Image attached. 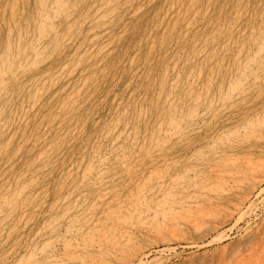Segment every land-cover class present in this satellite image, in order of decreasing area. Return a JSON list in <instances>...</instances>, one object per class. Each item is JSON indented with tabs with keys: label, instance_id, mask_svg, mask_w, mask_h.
Listing matches in <instances>:
<instances>
[{
	"label": "rangeland",
	"instance_id": "1",
	"mask_svg": "<svg viewBox=\"0 0 264 264\" xmlns=\"http://www.w3.org/2000/svg\"><path fill=\"white\" fill-rule=\"evenodd\" d=\"M61 1L48 9L52 0H0V264L63 260L67 217L112 212L135 190L128 176L156 168L179 182L180 241L166 248L156 233L134 228L131 245L146 256L131 264H264V195L255 196L264 176L249 183L264 173V140L242 127L259 124L264 136V78L242 81L229 57L252 26L263 30L264 0H111L104 17L102 0ZM168 94L177 99L171 113ZM231 153L259 165L226 172L233 186L218 192L210 177ZM99 177L110 191L104 202ZM248 196L254 211L236 224L230 209ZM124 255L87 264H126Z\"/></svg>",
	"mask_w": 264,
	"mask_h": 264
},
{
	"label": "bare ground",
	"instance_id": "2",
	"mask_svg": "<svg viewBox=\"0 0 264 264\" xmlns=\"http://www.w3.org/2000/svg\"><path fill=\"white\" fill-rule=\"evenodd\" d=\"M116 1H119V0H116ZM120 1H122V0H120ZM99 3H100L99 4L100 9L105 7L104 11H102L103 12L102 15H100L101 17H104L105 14H108L107 12H111L112 10H114V9H112V6L111 5H114L115 6V4H112L111 3V0H110V2L109 1L106 2V1H103L102 0ZM51 4L52 5L48 9H52L54 7L55 8H59V6L62 4V1L61 0H52V3ZM167 7H168V5H167ZM40 10H38V11H40L38 13V17L40 19H42V20H47V18H49L48 17V14H47V10H45V9H40ZM206 11L208 12V10H206ZM55 12H56V10H55ZM15 14H16L15 13V8L12 6L11 9H10V15H15ZM253 15H255V14H253ZM93 17H94V15H93ZM262 24H263V28H262L263 30L260 31L259 30L260 28L257 29L254 26H252L254 28L251 27L250 30H248V32H249V34H248V43H246V44L243 43L242 45L241 44L240 45H237V48L235 49V51L232 52V54L229 53V57L232 58V61H234V64L236 66L237 76H239V79H241L242 81H246V79L248 78V74H251V75H253V79H252L253 81L252 82H254V84H256V82H261L263 80L262 78H264V15H263V18H262ZM227 31L230 32V34H231L230 29H227ZM239 34H241V33H239ZM233 37L234 36L231 35V38H233ZM241 37H242V34H241ZM184 42H186V41H184ZM36 48H37V44L36 43H31L30 44V47H29V50L35 52L36 51ZM15 49H16V47H15ZM202 51H204V50H202ZM61 52H63V51H61ZM180 59H181V56H180ZM78 62H80V61H78ZM179 66H181V65H179ZM227 66H228V63H227ZM223 67H224V65H223ZM194 71H196V70H194ZM191 72H192V70H191ZM69 74H70V72H69ZM229 74H231V73H229ZM6 79L9 80V81H14L16 79V77L12 73L10 75L9 79H8V77ZM2 82H4V81H3V78L0 76V84ZM235 82L236 81L234 80L233 83H235ZM230 85H232V83H230ZM159 86H161V84ZM234 86H237L236 83H235ZM228 87H229V85H228ZM181 92H182V90H181ZM70 94L72 95V93H70ZM156 95H158V94H156ZM197 96H198V94H197ZM206 99H208V98H206ZM204 101H205V99H204ZM166 102L168 103V112L169 113L172 112L171 111L172 109L173 110L176 109L175 108V105L177 104V103H175V102H177V99L176 98H174V97H172V96H170L168 94L167 95V98H166ZM191 108H192V106H191ZM146 110L147 109H145L144 111H146ZM169 117L171 118L170 115H169ZM173 121H175V120H173ZM145 122H146V120H145ZM176 122H178V121H176ZM254 125L255 124H253V125L249 124L247 126H242L244 128L243 129V134L246 135V136H248V134L249 135H254V136L260 135V138L264 140V136H262V134L259 133L258 132V129H257V126H259V124H257L256 127H254ZM179 128H180V126H174V125H172V127L170 129L173 130V131H177ZM233 130L234 129L232 128V131ZM263 130H264V128L261 131H263ZM240 131H241V129H240ZM106 134H107V132H106ZM157 134H158V131H157ZM223 134H224V132H223ZM105 136L107 137V135H105ZM156 140H157V138L154 139V140H152V141H156ZM155 143H157V142H155ZM230 144H231V142H230ZM140 145H141V143H140ZM112 151H113V149H112ZM132 156H133V154H132ZM223 157H224L223 160H221L216 166H214V171H213L214 172V175L212 174V176L210 177L211 179L209 181V187L212 186V185L210 186V184H213L214 185V188H215V185L219 186L218 192H221L223 190H225V191L228 190L229 191V189H231L230 186H233V185H230V183L228 184V182H227L228 180L226 178H224V175H227L226 172L231 171L232 173H235V174L236 173H246L247 171L249 172L250 169L253 170L254 166L256 165L255 164L256 162L253 161L252 158L250 156H248V155H246L245 157L243 156L242 158H240V157H235V155L231 153V156H225V154H224ZM261 163L263 164L262 161H261ZM126 164L127 165L125 166V169L128 171L129 169H131V166L128 163H126ZM258 165L259 164L257 163L256 166H258ZM256 166H255V168H256ZM192 168H194V167H192ZM91 169H93L92 166H89L88 168H86L84 170V174H90V173H92L91 172ZM100 173H102V172H100ZM164 173L165 172L162 169H160V168L151 169L150 175H142V174H139L138 175L137 172L136 173H132L130 176H128L127 180L129 182H131V184H133V186L135 187V190L131 191V193H130V195L128 197V200H121V199L120 200H117L116 203H115V207H113L112 212L110 210V212L108 211V212L104 213L101 216H99V215L96 216L95 218H93V217L88 218L87 216H85V217H83L81 219L82 222H80L81 220L76 219V217H74V218L67 217L66 220H65V222L67 223L66 224V232L69 234L70 240H68L65 243L64 259L61 260V261H54L53 264H87L89 261H92L95 256H98V255L105 256L107 258H109V257L110 258H113V257L114 258H119V257L122 256V254H125L126 255V257H124V258H126V260H125L126 264H131L135 260H137L138 263L139 262H142L145 259V256H146L145 253H143V252L138 253L139 251L137 249H134L133 248V246L135 244L131 245L132 244V242H131V232H132V230L134 228H137V227H140L141 229H143L145 231H148L149 233H153L154 232V233H156V235H159V238H158L159 243H162V244L166 245L167 246L166 248L172 247V243L174 244L175 242L180 241L179 240L180 239V233L178 232V230L180 228V223H179V220L177 218L178 215H176V214L178 212L180 213V211L183 210V208L185 206L179 205L178 202H177L178 198L175 197L176 194H177V192L174 193V191L178 188L177 187V184H179V182L176 179L177 177L176 176H172V175L164 176ZM188 173H190V172H188ZM248 174L249 173H247V175ZM263 176H264V173L261 172L260 176H258V177L257 176L256 177L254 176L255 177L254 180L253 181L250 180L249 183L250 184L255 183V182H257V179H259V181H260L261 177L263 178ZM187 177L191 178L190 175L187 176ZM100 178L101 177L97 178V180H96V184H98V194H99V195L98 194L97 195L99 197L98 199L101 202H102V200L104 202V201L107 200V196L109 195V192L110 191L107 189V188H109L108 185H106L105 182L102 183V180ZM247 178H248V176H247ZM205 179L206 178L199 177V178H197V180L195 179L194 182L197 183V184L198 183H201L202 184L205 181ZM244 179H246V178H244ZM166 180H168V182ZM237 180H242V178H240V179L237 178ZM147 183H150V189L149 190L146 189V187H147L146 184ZM233 183H234V181H233ZM110 189H112V188L110 187ZM219 190H221V191H219ZM215 193H216V191H215ZM1 195H2L1 196V201L2 202H4V203H10L11 200H13V199L16 198L17 191L16 192H13L11 195L10 194H1ZM261 195H264V187H261L260 186V188L256 191L255 196L256 197H259ZM153 196H154V198H152ZM234 203H236V202L234 201L233 204ZM253 205H254V202L248 196V197H245L244 201L241 204L235 205L234 206V209L232 211L230 209L231 217L235 218V220L237 219L236 220V224L238 223V220H242L247 215V213L252 210ZM94 206H96V205L94 204ZM94 206H92V207L94 208ZM252 211H254V209ZM191 212H194V211L192 210ZM198 213H199V211H198ZM206 213H207V209H206V211H204V213L202 214V216L203 215H206ZM64 215H65V213H63V216ZM193 215H195V214H193ZM223 217H225V216H223ZM227 217H229V216H227ZM221 221H223V220H221ZM1 226H3V225H1ZM214 227H215V225L213 226V228ZM196 228H198V226ZM213 230H215V229H213ZM159 232H160V234H161V232H164V233L166 232L167 235L157 234ZM195 232H198V231H195ZM195 236H196V233H195ZM182 241H184V240H182ZM48 242H49V240H48ZM118 248L122 249L123 252L120 253V251L118 250ZM135 248H136V246H135ZM41 252H42V250H41ZM53 258H55V257H53ZM59 259H61V258L59 257ZM101 263H102V261H101ZM107 263H105V264H107Z\"/></svg>",
	"mask_w": 264,
	"mask_h": 264
}]
</instances>
